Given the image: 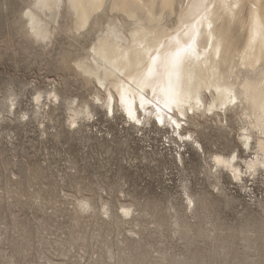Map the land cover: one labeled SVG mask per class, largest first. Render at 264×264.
<instances>
[{"label":"rangeland","instance_id":"374dc122","mask_svg":"<svg viewBox=\"0 0 264 264\" xmlns=\"http://www.w3.org/2000/svg\"><path fill=\"white\" fill-rule=\"evenodd\" d=\"M30 1L0 0V264H264V169L235 180L212 162L236 154L245 171L255 156L238 118L228 129L196 118L182 140L152 117L135 126L120 105L110 115L67 66L96 29L75 36L61 17L51 43L36 40ZM71 103L93 119L73 127Z\"/></svg>","mask_w":264,"mask_h":264},{"label":"bare ground","instance_id":"6f19581e","mask_svg":"<svg viewBox=\"0 0 264 264\" xmlns=\"http://www.w3.org/2000/svg\"><path fill=\"white\" fill-rule=\"evenodd\" d=\"M36 4L43 6L29 7ZM23 15L28 36L47 44L60 28L61 17L66 20L61 27L75 36L96 29L88 51L67 62L86 83H95L102 90L93 97V104L103 99L99 105L105 109L120 105L125 113L134 97L139 100L140 77H148L149 98L154 87L157 98L168 90L185 104L195 105L200 100L197 118L212 117L215 125L227 129V117H237L238 139L246 149H255L253 158L243 160L245 171L251 166L249 175H254L264 169V0H59V6L56 0H31ZM188 43H192L188 63L177 70L172 53ZM130 69H135L132 75H128ZM121 74L126 79H121ZM113 93L115 98L110 99ZM121 94L126 105L116 99ZM51 95L57 100L56 93ZM34 102L40 106L42 96L38 94ZM68 109L72 126L80 115H91L87 104L71 103ZM159 114L170 128L169 115L183 125L176 132L182 140L192 138L191 132H181L185 126L200 125L196 118L191 119V113L184 114L183 121L180 112ZM132 115L139 116L145 126L154 113L134 109ZM232 155L214 154L212 162L235 180H243V166L238 155L235 160ZM119 209L124 215L127 212L126 216L132 211L124 205Z\"/></svg>","mask_w":264,"mask_h":264},{"label":"snow or ice","instance_id":"6c2138e0","mask_svg":"<svg viewBox=\"0 0 264 264\" xmlns=\"http://www.w3.org/2000/svg\"><path fill=\"white\" fill-rule=\"evenodd\" d=\"M205 2L207 3V0H205ZM41 6H43V4L30 5L29 7H41ZM56 6H59V0H56ZM235 6L239 7V4ZM244 7L247 8L248 5L244 4ZM103 23L104 22L101 21V28L103 27ZM209 27L211 26L209 25ZM193 42H194V38H193ZM177 44H179V42H177ZM191 51H192V43H188L186 45L177 47L175 52L172 53V56L174 59V67L177 70L182 69L188 63V57L191 55ZM217 54L219 55V52H217ZM133 71H135V69H130L128 72V75H132ZM149 76H151V70H149ZM120 78L126 79L124 74H121ZM140 82L142 83L143 86L138 87V90H139V100L138 101L134 97L132 104L126 105L123 94H121L120 97L116 98L119 100V103L121 105H126V111L124 114L130 117L137 125L142 126L143 122L140 120L139 116L132 115L134 109H138L140 111L147 110L149 115H152L154 113V115H152L153 123L159 124L162 127L166 125H165V118L160 116L159 114L160 111H165L171 114L180 112L182 113L179 118L181 121L184 120V114L191 113L192 114L191 119L197 118V116L200 114L197 110L201 104L200 100H197L195 105H193L192 103L185 104L183 100H181L179 97L171 95L168 90H165L164 94L161 95L159 98H157L158 94L154 87L150 88L152 92V96L151 98H149L148 91H146V89H149L151 81L148 79V77L141 76ZM101 87H104V86L101 85ZM217 91H219V89ZM228 94L230 96L232 95L230 92ZM112 98H115V93H113L112 96L110 97V99ZM95 103L101 104L103 103V99L96 100ZM232 103L235 104L234 99L232 100ZM221 106L224 107V105H221ZM106 112H108L110 115H115V108L106 109ZM86 115L88 119H93L92 115L90 114H86ZM24 119H28V117L25 116ZM167 119L172 126L171 131L173 132V134H175L179 129L183 127V125L180 122H178V120L172 118V115H169ZM73 127H75V125H73ZM262 131H264V129H262ZM187 139L191 140V137H187ZM232 159L233 160L236 159L235 154L232 155ZM216 162L218 164L220 163L219 157L216 158ZM250 173H252L251 166L248 168L247 171L244 172V175H249ZM261 176H264V172L261 173ZM79 203H80L81 209L87 210L88 204L86 201H80ZM127 214L128 213L125 212V215Z\"/></svg>","mask_w":264,"mask_h":264}]
</instances>
